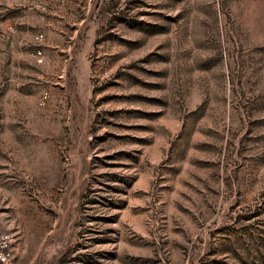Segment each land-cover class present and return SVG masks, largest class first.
<instances>
[{
  "label": "rangeland",
  "instance_id": "rangeland-1",
  "mask_svg": "<svg viewBox=\"0 0 264 264\" xmlns=\"http://www.w3.org/2000/svg\"><path fill=\"white\" fill-rule=\"evenodd\" d=\"M0 209L18 264H264V0H0Z\"/></svg>",
  "mask_w": 264,
  "mask_h": 264
},
{
  "label": "built area",
  "instance_id": "built-area-1",
  "mask_svg": "<svg viewBox=\"0 0 264 264\" xmlns=\"http://www.w3.org/2000/svg\"><path fill=\"white\" fill-rule=\"evenodd\" d=\"M2 212L0 209V264H16L15 238L12 233L2 231Z\"/></svg>",
  "mask_w": 264,
  "mask_h": 264
},
{
  "label": "crops",
  "instance_id": "crops-1",
  "mask_svg": "<svg viewBox=\"0 0 264 264\" xmlns=\"http://www.w3.org/2000/svg\"><path fill=\"white\" fill-rule=\"evenodd\" d=\"M1 230H2V231L9 232V231H7V230L4 229L3 224L1 225ZM10 233H11V232H10ZM15 246H16V245H15ZM15 250H16V248H15ZM16 257H17V259H16V264H18V252H17V250H16Z\"/></svg>",
  "mask_w": 264,
  "mask_h": 264
}]
</instances>
